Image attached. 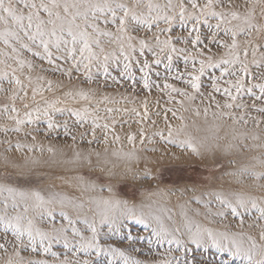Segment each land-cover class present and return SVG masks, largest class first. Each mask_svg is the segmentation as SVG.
<instances>
[{"label":"snow or ice","instance_id":"6c2138e0","mask_svg":"<svg viewBox=\"0 0 264 264\" xmlns=\"http://www.w3.org/2000/svg\"><path fill=\"white\" fill-rule=\"evenodd\" d=\"M0 45V117L8 121L0 126L5 137L0 143L9 144L6 151L12 150L9 134L23 131L35 140L36 136L25 129L42 118L47 124L45 135L62 127L64 135L75 141L71 127L87 125L80 138L90 135L89 144L121 140L112 115L120 109L106 108L105 117H100L98 106L91 111L87 107L65 109L58 107L60 99L45 98V91H53V83L47 81V88L37 86L43 79H33L37 60L53 66L70 83L79 75L82 83L102 81L105 87L109 80L118 86L130 81L128 87L133 92L138 84L133 72L138 70L142 89L148 94L158 89L168 96V103L181 106L185 101L199 99L203 103L206 99L205 114L214 107L215 116L230 121L234 140L250 137L257 142L256 147L264 148V0H0ZM176 59L183 61L184 72L177 69L173 74ZM161 65L165 70L163 84L152 78L154 67ZM210 69L219 74L210 73V91H205L202 77ZM154 75L159 78L161 73L157 70ZM56 87L65 85L59 81ZM174 94L183 99L174 101ZM64 95L73 101H90L89 92L82 88L68 87ZM112 102L104 96L98 103ZM65 111L73 118L71 127L67 120L59 124L55 119L56 113L63 115ZM130 111L138 118V128L123 132L133 146L125 154L127 159L137 158V141L154 144L159 137L168 144L176 143L171 125L167 135L149 131V125L155 127L157 120L150 115L147 100L142 112L136 108ZM164 111L176 116L171 108ZM126 123L119 122L120 130ZM178 146L199 155L190 140ZM24 147L19 141L15 144L18 152ZM32 150L28 146V151ZM94 155L95 161L92 152L78 151L66 164L106 174L107 182L100 185L78 172L37 174L32 166L38 161L29 159L21 165L4 157L5 169H15V180L0 176V254L7 257L0 259V264H145L132 255L140 252L134 246L140 237L130 232L118 235L122 221L137 213L115 196L112 180L116 174L107 166V151ZM130 171L123 174L124 179ZM225 177L235 183L229 190L208 193L210 199L202 205L208 209L205 217H218L216 222L223 224V230L190 221L183 231L180 226L169 229L157 219L151 234L175 244L176 251L208 242L222 248L227 241L240 264H264V153L254 164L225 169L219 179ZM131 178L138 177L132 173ZM213 201L218 205L215 212L211 210ZM195 203L200 205L201 199ZM229 216L231 221L224 224ZM136 222L149 226L142 213ZM168 264L181 262L176 259Z\"/></svg>","mask_w":264,"mask_h":264},{"label":"rangeland","instance_id":"374dc122","mask_svg":"<svg viewBox=\"0 0 264 264\" xmlns=\"http://www.w3.org/2000/svg\"><path fill=\"white\" fill-rule=\"evenodd\" d=\"M3 48V45H0ZM36 70L33 73V79L40 76L43 79L37 82V86L47 88V81L53 83V91L44 92L45 98L49 101L60 99V108L83 109L89 108L91 111L95 107H99V116L105 117V109L113 108L120 109V112H114L112 115L118 122V131H120L121 140L119 142H112L105 145L102 141L92 144L88 140L92 139L90 135L80 138V133L85 132V128L71 127L73 125V118L68 116L67 111L63 115L56 113L55 119L59 124L65 120L68 121L72 134L76 135L77 139L73 141L71 136H65L63 128L47 133V124L42 118L37 123L31 125L25 131H31L36 139L33 140L31 136H26L22 131L19 134H9L8 139L11 141L12 150L6 151L9 148L8 143H0V176L9 175L12 180H15L13 173L15 169L8 167L5 169L4 157L6 156L10 161L16 164H24L29 159L36 160L38 163L32 166V170L37 174H73L78 172L84 175L87 179L92 180L97 185L107 182V175L96 170L90 172L88 167L79 169H72V166L66 164L73 158L75 152H82L87 154L92 152V159L95 161L94 153L101 154L107 151L108 167L116 174L112 180L114 185V193L117 199L126 201L130 207H134L137 216L129 217L122 221L118 235L126 236L129 232L133 237H140L135 240L134 246L140 249L139 253H132V255L145 261V264L152 262V264H168L169 261L179 259L181 264H240L238 257H233L230 253L227 241L224 242V247L218 248L211 242L202 243L200 247L189 244L187 249L176 251V245H169L166 240H158L156 236L152 235V228L156 227L157 219H159L165 227L171 229L175 226H180L182 231L183 226L188 221L193 225H200L201 227L212 228L216 231L223 230V224L217 223L219 218L213 220L212 217H205L208 209L202 205L210 199L208 193L229 190L230 186L235 182L230 178L225 177L219 179L221 172L225 169L231 171L232 165L236 167L243 165H250L256 163L261 154L264 153V148L256 147L257 142L250 137L245 140H234L232 138L231 122L219 119L214 115L216 111L214 107H209L207 114L204 109L208 106L207 100L203 103L199 99L195 103L187 102L181 106L178 103H168V96L160 92L158 89H153L151 94L142 89L141 73L134 70L133 74L138 82L136 90L133 92L128 87L131 82L122 83L120 86L108 81V87H105L101 82L94 84L82 83L83 76L79 75L73 77L70 83L67 77H63L60 72L54 70L53 66L47 63L35 61ZM184 72L183 61L176 59L174 64L173 74L176 70ZM160 71L161 76L157 78L154 73ZM215 71L218 75V70H209L208 73L202 77L203 90L210 91V73ZM113 75L116 72L113 70ZM165 70L163 65L153 69V80L157 83L163 84ZM119 78V77H118ZM59 81H63L64 88H57ZM172 82V81H169ZM176 86L180 87L179 82H175ZM4 87H8L5 83ZM68 87L75 89H84L90 94V101H84L77 98L73 101L64 93ZM94 93V94H93ZM104 96L111 98L112 103H98ZM175 100H182V97L175 96ZM0 100L3 96L0 95ZM37 100L40 97L37 96ZM147 100L149 103L150 115L157 120L155 127L149 125V131H164L167 135V126L171 125L173 129V139L176 143L168 144L160 141L156 137V143L141 145L139 141L135 144L136 159H127L128 152L133 150L123 136L125 131H136L138 125L135 121L138 119L133 113L132 108L143 110V102ZM244 100L247 102L248 97ZM157 101L159 102L157 104ZM171 108L175 110L176 116L172 112H165V109ZM127 110V111H126ZM159 111L161 115L156 117L154 114ZM165 116L167 119L165 120ZM120 121H127L123 126V130L119 128ZM104 120H101L103 123ZM8 123L5 119L0 117V126ZM131 125V129H129ZM251 124L248 128L251 129ZM241 132L244 129H240ZM208 136V140H203L202 136ZM99 136L100 133L98 132ZM202 137V138H201ZM5 137L0 134V141ZM191 141L199 150V155L192 153L181 145L182 142ZM19 141L24 145L22 151L15 150V144ZM28 146L32 147V151H28ZM51 148L53 151L49 152ZM154 148L155 151H147L146 149ZM227 149V151H226ZM55 154V155H54ZM255 158V159H254ZM137 164V165H136ZM72 169L70 172L69 170ZM127 179L123 178V174L129 171ZM260 169L257 167V171ZM136 173L137 179L132 180L131 174ZM147 173L148 178H145ZM57 184L60 180L57 179ZM71 192V190H69ZM106 195V193H105ZM195 199H201V204L197 205ZM218 205L213 201L211 210L215 212ZM199 211V216L195 213ZM141 213L145 217V222L149 224L145 228L144 223L136 222L140 218ZM172 219L169 220L168 217ZM187 217V219H186ZM231 217L224 220V224L231 221ZM209 221H212L211 223ZM186 235L182 239H186ZM150 241V243H149ZM127 247V244L124 245ZM171 247L172 251L169 252ZM59 250V246H57ZM0 259H7L3 254H0Z\"/></svg>","mask_w":264,"mask_h":264},{"label":"bare ground","instance_id":"6f19581e","mask_svg":"<svg viewBox=\"0 0 264 264\" xmlns=\"http://www.w3.org/2000/svg\"><path fill=\"white\" fill-rule=\"evenodd\" d=\"M203 137V138H202ZM201 138L203 139V140H205V141H207L208 140V136H207V134L206 135H203ZM137 165V164H136Z\"/></svg>","mask_w":264,"mask_h":264}]
</instances>
